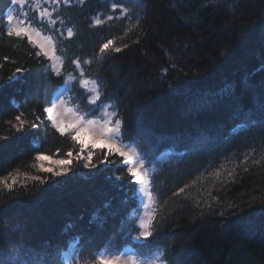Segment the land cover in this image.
Wrapping results in <instances>:
<instances>
[{
    "label": "trees",
    "instance_id": "1",
    "mask_svg": "<svg viewBox=\"0 0 264 264\" xmlns=\"http://www.w3.org/2000/svg\"><path fill=\"white\" fill-rule=\"evenodd\" d=\"M113 2L129 12L106 20ZM14 4L0 0V180H17L0 184V262L62 264L76 237L85 256L107 246L138 258L160 249L168 264H264V0L60 3L54 27L34 26L52 36L61 76L27 37L7 36ZM77 60L101 85L100 104L115 106L122 141L156 166L146 247L135 240L144 209L126 159L93 145L81 152L44 111ZM69 93L75 111L93 107L85 89ZM58 160H71L60 176Z\"/></svg>",
    "mask_w": 264,
    "mask_h": 264
},
{
    "label": "snow or ice",
    "instance_id": "2",
    "mask_svg": "<svg viewBox=\"0 0 264 264\" xmlns=\"http://www.w3.org/2000/svg\"><path fill=\"white\" fill-rule=\"evenodd\" d=\"M13 3L17 4L21 8H23L28 0H12ZM45 2H51V0H45ZM56 3H59L60 0H55ZM65 3H68L69 0H64ZM31 3L34 5L33 11L41 8V0H31ZM112 10H116L120 8L121 12L124 15H127L129 9L124 7L122 4H117L113 2L111 4ZM53 12L55 9L52 10ZM138 18V17H137ZM39 19L40 21L47 20V22L53 26L56 25V20L52 18V12H50L47 8H43L39 11ZM108 19H112L111 16ZM35 18L29 19L27 12H22L20 17L14 18L12 13L9 12L7 14V25L6 32L8 37H17L24 38L27 37V40L34 47L38 46L40 48V53H43L45 57H48L51 61H53L52 68L55 70V74L57 76H61V68L63 66V61L59 56L56 55V45L52 38V36H43L41 32L34 26ZM103 21L99 18L95 20L96 25L102 24ZM68 35L72 36V29L69 28ZM112 41L109 40L107 43H104L103 46L99 49V52L102 54L107 49H109ZM121 49L116 48L115 51L119 52ZM37 53V55H40ZM60 61V65L57 66L56 61ZM77 67H80V62L74 61ZM84 63H91L90 60L84 61ZM21 69L17 68L16 72H20ZM63 84H69L70 88L64 90V92L78 90L80 88L85 89L87 104L92 105L93 107L88 108L87 111L83 109H78L73 112V109L70 107H65L67 101L61 99V95L64 92L56 94L53 96V107L45 108L44 111L48 114V118L52 121L53 126L61 133L69 132L71 135V139L73 141H79L80 143V151L83 152L87 145L84 141L79 140V137L82 133H87L90 135L92 139L93 147L97 146V143H103L106 147L109 148L110 152H114L119 154L121 157H124L126 161H133L132 166L127 168V172L135 177L136 182H140L142 180L141 175L139 174L141 169L145 170V174H147V169H145V160L141 157L140 153L134 148L129 147L128 145H122V121L120 119H114L117 113L115 110V106L111 103L107 104H97V101L101 98V85L97 82L96 79H88L84 77V70L81 68L79 75H69L67 79L62 81ZM59 100V106L64 107V111L68 113H73V119L65 124V122L59 117L61 113L57 111V107L55 102ZM108 109H112L109 111ZM23 115V113H21ZM17 121L20 123V127H23L24 121L21 120V116L18 115L15 117ZM39 119V117H37ZM33 127L36 125L33 124ZM125 149H128L127 151ZM69 157L72 156V153L69 151L67 153ZM37 160H46L49 159L47 156L39 155L36 157ZM90 162L92 159V154L89 153L87 157ZM56 164L61 165L58 171H55L56 176H60L63 173L69 171L67 167H63L64 165L71 164V160H58L55 161ZM258 163V161H257ZM87 166V165H86ZM93 167L95 165H92ZM41 170L46 172H52V168H45L43 164L40 165ZM11 175V174H10ZM231 175V174H230ZM32 180H41L40 177H31ZM16 177L12 178V183H8L7 179L0 180V184H3L9 190H11L16 184ZM146 187L139 189L142 193L146 195L147 203L142 205L144 211L143 216L138 215L139 225L138 228H135L137 235L135 239L137 241L146 242L145 245H141V247H146L147 243L150 241V238H153L155 232V224L154 221L157 219V216L153 210H151L150 206L156 200V196L152 191V181H145ZM183 191V188L180 189ZM138 211V210H137ZM72 250L71 253H64L62 264H141V261L135 255H125L124 251H112L107 246L95 254H89L87 256L82 255L84 251L81 241L79 238L74 237L72 240ZM158 254H153L154 259L150 262V264H168L170 259V254H167L165 251L157 249ZM144 255V253H141ZM79 257V259H77ZM2 264V262H0Z\"/></svg>",
    "mask_w": 264,
    "mask_h": 264
},
{
    "label": "rangeland",
    "instance_id": "3",
    "mask_svg": "<svg viewBox=\"0 0 264 264\" xmlns=\"http://www.w3.org/2000/svg\"><path fill=\"white\" fill-rule=\"evenodd\" d=\"M82 1H84V0H82ZM63 2H64V0H60L59 3H56L55 0H51V2H45V0H41V8H40V9H36L35 11H33L34 5L31 3V0H28V3H26V5H25L23 8H21V7L18 6L17 4H14V6L12 7V9H11L9 12L12 13V15H13L14 18H18V17H20V14H21L22 12H27V13H28V10H27V6H28V7L31 8L32 18L37 19L39 22H47L46 19L43 20V21H40V19H39V11H41L43 8H47L50 12H52V18H53V11H52V10L55 9V7H56L58 4L63 3ZM123 16H125V15L121 12L120 8H117V9L115 10V15H113V16H111V17H112V19H114V18H117V17H123ZM96 19H97V18H96ZM96 19H95V20H96ZM99 19H101V18H99ZM112 19H108V18H107L106 20H112ZM95 20H94V22H95ZM52 26H53V25H52ZM53 27H54V26H53ZM41 34H42V33H41ZM42 35H43V34H42ZM43 36H45V35H43ZM51 62H52V64H53V61H51ZM55 63L57 64V66L60 65V61H59V60L56 61ZM81 68L83 69L82 65L80 64V67H79V70H78V74L75 75V76H78V75H79V72H80V69H81ZM54 71H55V70H54ZM61 71H62V68H61ZM84 77H85V78H88V77H86L85 75H84ZM88 79H90V78H88ZM69 88H70V85H69V84H65L63 87H61V88L59 89V91H57L56 94H59V93H61V92H64V90L69 89ZM69 92H70V91L64 92V94L61 95L60 98H61V99H64V100L67 101V104L65 105V107H70V108L73 109V107L70 105V93H69ZM56 94H55V95H56ZM97 104H98V105L100 104V100L97 101ZM55 105H56V107H57V111H59V112L61 113V116L59 117V119L63 120V121L65 122V124H67L68 122H70V121L73 119V113L65 112V111H64V107H60V106H59V100H57V101L55 102ZM53 106H54V105H53ZM108 110L111 111V109H108ZM73 112H75L74 109H73ZM79 140L84 141V143L87 145V147L90 146V145H93V144H92V139H91L90 135L87 134V133H82V134L80 135V137H79ZM122 145H128L129 147H134V148L136 149V147H135L133 144H131V143H125V142L122 141ZM97 146H99V147H104V148H106V149L109 151V148L106 147L105 144H103V143H97ZM125 150L127 151L128 149H125ZM136 150H137V149H136ZM137 151H138V150H137ZM112 153H114V152H112ZM162 159H163V160H166V156H163ZM127 163H128L130 166H132L133 161H127ZM155 168H156V166L153 165L152 168H151V170H150V169L145 165V169L148 170V171H147V174H145V170H144V169H141V171H140L139 174L141 175L142 180L139 182V189L146 187L145 181L149 180V176H150L151 172L155 170ZM138 195H139V198H140V201H141V204H142V205H143L144 203H147L146 195H145L144 193H142L141 191H138ZM150 208H151V210L154 211V203L150 206ZM144 211H145V210H144ZM143 215H144V213H143ZM135 240H136V239H135ZM136 241H137V240H136ZM139 242H140V241H139ZM72 246H73V245H72ZM72 246H71L70 249H69L68 251H66L65 253H71ZM124 253H125V255H133V254L131 253L129 247L125 248ZM77 259H78V257H77ZM138 259L141 261V264H150V262L154 259V255H153V256H150V257H141V258H138Z\"/></svg>",
    "mask_w": 264,
    "mask_h": 264
}]
</instances>
